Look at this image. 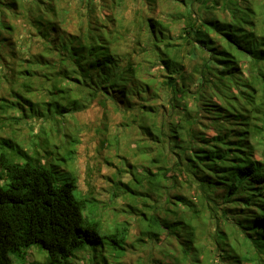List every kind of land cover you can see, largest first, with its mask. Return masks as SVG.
Instances as JSON below:
<instances>
[{"label": "trees", "instance_id": "obj_1", "mask_svg": "<svg viewBox=\"0 0 264 264\" xmlns=\"http://www.w3.org/2000/svg\"><path fill=\"white\" fill-rule=\"evenodd\" d=\"M18 30L36 50L24 88L51 116L96 102L136 137L135 187L115 186L142 203L135 241L130 221L103 234L75 178L2 152L0 264L33 244L68 264L87 243L117 264L138 248L146 264H264V0H0V44Z\"/></svg>", "mask_w": 264, "mask_h": 264}, {"label": "rangeland", "instance_id": "obj_2", "mask_svg": "<svg viewBox=\"0 0 264 264\" xmlns=\"http://www.w3.org/2000/svg\"><path fill=\"white\" fill-rule=\"evenodd\" d=\"M165 10H168L167 6ZM175 22L183 24V21ZM19 31L18 38L15 37L10 45L0 44V153L18 163L30 160L53 168L58 185L68 178H75L78 185L76 195L79 198L92 197L89 211L95 210L101 219L102 233L112 232L117 225L130 221V240L135 241L138 227L129 204L140 206L142 201L129 190L122 193V189L115 185L120 180L129 183L133 189L135 187L132 175L124 170H131L128 164L141 159V154H136L139 150L136 137L129 135L127 130L116 137L115 122L120 119L119 115L96 102L87 110L67 115L62 122L59 116H51L44 104L48 100L46 90L40 87L30 92L24 88L27 82L34 83L33 88L37 87V78L30 80L29 76L19 73L20 70L33 69L31 63H26L25 56L27 50L31 54L36 50L31 39L23 35L19 37ZM24 99L31 100L32 105ZM103 109L107 110L104 112ZM3 139L9 141V145L1 144ZM140 169L141 165L136 171ZM8 184L9 178L1 173L0 186L7 187ZM135 244L138 246L137 242ZM104 245L110 247L108 243ZM10 256L12 264H46L47 251L33 244L23 253H11ZM149 258L148 251L138 248L130 249L117 261L146 264ZM112 259L108 261L106 254L102 253V244L94 247L87 243L73 252L68 264H117L116 259Z\"/></svg>", "mask_w": 264, "mask_h": 264}]
</instances>
